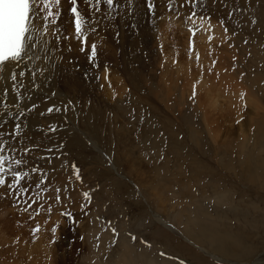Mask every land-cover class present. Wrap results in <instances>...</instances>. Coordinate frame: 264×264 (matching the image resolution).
Segmentation results:
<instances>
[{"label": "rangeland", "instance_id": "1", "mask_svg": "<svg viewBox=\"0 0 264 264\" xmlns=\"http://www.w3.org/2000/svg\"><path fill=\"white\" fill-rule=\"evenodd\" d=\"M257 2L114 0L113 6L102 3L95 11L96 0H89L88 8L85 0L77 1L87 26L95 28L87 33L86 46L75 38L74 26L71 30L60 16L56 30L69 39L55 40L54 45L68 52L69 57L58 50V58H67L71 66L75 87L71 100L81 101L85 90V111L75 106V116L72 110L70 115L50 116L30 112L36 122L34 131L25 124V141L7 134L10 146L3 149L10 158L7 163L22 160L18 168L31 178L26 175L12 188L0 186L3 195H16V188L25 189V180L34 177L39 190L34 206L28 202L3 206L0 264H84L93 253L112 264L121 255L123 239L156 264H264V10ZM192 13L196 15L188 19ZM162 17L168 23L163 30ZM204 22L212 29L215 24L220 35L199 38L196 32ZM159 36L166 41L159 44ZM93 43L97 54L90 59ZM189 54V62L193 60L186 65L188 70L182 62ZM125 68L139 73L141 81H131ZM100 71L106 73L105 93L110 99L102 91ZM205 86L210 88L207 94ZM212 95L219 97L211 107ZM116 99L126 101L131 110L115 112ZM228 100L241 109L231 105L226 111ZM75 117L84 122L89 139L70 128ZM187 118L197 132L194 142L188 136ZM65 168L68 176H56ZM12 170L17 165L9 170L7 184L12 182ZM50 173L54 184L66 190L56 191L60 204L50 199ZM65 212L71 216L62 215Z\"/></svg>", "mask_w": 264, "mask_h": 264}, {"label": "bare ground", "instance_id": "2", "mask_svg": "<svg viewBox=\"0 0 264 264\" xmlns=\"http://www.w3.org/2000/svg\"><path fill=\"white\" fill-rule=\"evenodd\" d=\"M78 2H82L83 0H77ZM163 0H157V4H161ZM208 2H210V0H208ZM259 3V9H263L264 10V0H258ZM80 4V3H79ZM78 5V3H77ZM70 2L69 0H61V6L59 8V11L61 12V15H64L63 18L67 21L68 25L70 26V29L72 30L71 27H73L74 25L70 22L72 20L71 16L72 14L69 12L70 10ZM257 6V5H256ZM82 7V6H81ZM89 7V2L88 3H85V8H88ZM213 7V6H212ZM56 10V9H54ZM64 13H63V12ZM80 11V10H79ZM71 14V15H70ZM163 15V14H162ZM168 16V15H166ZM165 16V17H166ZM163 19V22L164 21V18L162 17ZM195 20V18H193ZM166 20V19H165ZM170 20V19H169ZM200 20V19H198ZM192 21V20H191ZM175 22V21H174ZM187 22V21H186ZM193 22V21H192ZM198 21H196L197 23ZM202 22V21H201ZM167 21L165 23H161V29L162 28H165L166 27V24ZM188 23V22H187ZM203 23V22H202ZM168 24V23H167ZM192 25V24H191ZM190 25V27H191ZM194 25V24H193ZM197 25V24H196ZM264 25V24H263ZM182 26V25H181ZM180 26V27H181ZM87 24L85 25V28L87 29ZM178 27V26H177ZM184 27V26H183ZM183 27H182V30H183ZM198 27V26H197ZM186 28V27H184ZM181 29V28H180ZM193 29V28H192ZM195 29V28H194ZM163 30V29H162ZM181 30V31H182ZM186 32V30H184ZM188 31V29H187ZM74 32V30H73ZM184 32V33H185ZM161 33V32H160ZM182 33V34H184ZM220 29L214 24V29H212V27H210L207 23L204 22V24L202 25L201 27V30L196 32L197 36L200 35L199 38H202L203 40H207L209 39V37H214V36H218L220 35ZM225 33V32H224ZM75 34V33H74ZM163 33H161L162 35ZM188 35V34H187ZM166 37V36H164ZM179 37V36H178ZM182 37V36H181ZM185 40L183 41V45L185 47V45H187V40H188V36H185ZM180 38V37H179ZM47 39L49 40L51 46H52V52L49 54V58L48 59H33L31 61H28V60H25L21 63L20 67L16 68L15 70L17 72L19 71H24L26 74L29 72V70L33 71V72H36L37 75L35 77H29L28 75H26L25 77H20L19 78V81L17 82V87L15 89V92H10L9 95L7 96V99H5L3 96H0V113H4L5 111L7 112H10L11 113V116H8V117H5V121H0V123H3L4 124V127L3 128H0V131H3L5 133V135L0 138V144H2L3 146V149L7 146H10L9 145V142L7 140V134H8V138L9 139H12L9 137V133L13 132L14 130V125L16 123H20L22 125L21 127V130H20V134L18 136V139H19V142L21 143L22 141H25V138H23V134L25 132L26 127H25V124H29V129L31 130L34 123L36 122V117L35 115H31L30 112H34L35 114H40V113H48L46 111V109L48 107H52L53 105L59 109V111H53L51 113H48L47 115H56L58 113H65V114H68L70 115V112L72 110L73 112V116H75V111H76V107L75 106H80L81 107V111H85V97H84V92H81L80 94L82 95L81 97V101H78L79 102H76V101H72L71 100V97L69 96L73 91H75V87L74 85H72L71 83V80H72V77H73V74L71 73V66L69 65V62L67 60V58H64L62 59V61L58 58V56L60 54H57L58 50H61L62 53L65 52V54L69 57V55L67 54L68 52L66 50H64V48H57L56 44L54 45V38L52 36H48ZM51 39V40H50ZM115 40V39H114ZM125 40V39H124ZM129 40V39H128ZM181 40V39H180ZM52 41V42H51ZM158 43L160 44L161 42L163 41H166L163 36H159L158 38ZM171 41V40H170ZM175 41V40H174ZM174 41H171L173 42V46L174 44ZM89 42H92V41H89ZM113 42V41H112ZM123 42V41H121ZM125 42V41H124ZM180 42V41H178ZM177 42V44H178ZM77 43V42H76ZM112 44V43H111ZM120 44V43H119ZM61 45V44H60ZM205 45V44H204ZM62 46V45H61ZM127 46V45H126ZM176 46V44H175ZM178 46V45H177ZM206 46H207V42H206ZM63 47V46H62ZM83 47V46H82ZM114 47V46H112ZM167 47V46H166ZM172 47V46H171ZM204 47V46H203ZM80 49H81V44H80ZM173 49H175L173 47ZM172 49V50H173ZM186 49V47H185ZM117 50V49H116ZM171 50V51H172ZM188 50V49H186ZM257 50V49H256ZM85 53V52H83ZM87 53V52H86ZM36 55L38 56H41L43 57L44 56V52L42 50H37L36 52ZM78 55L79 57H83V54L80 53L78 51ZM90 55V54H89ZM194 55V54H193ZM110 56L112 57L113 60L117 59V56H115L114 52H110ZM190 56L191 54H189V56L186 57L185 59V62H182L183 64H185L184 66L187 68L188 66L190 67V65L186 66L188 63H192V60L191 62H189L190 60ZM261 57V56H260ZM192 58V56H191ZM262 58V57H261ZM122 60V59H121ZM262 60V59H261ZM61 61V62H60ZM118 61V59H117ZM122 61H126V60H122ZM121 61V62H122ZM165 63H167L165 61ZM164 63V64H165ZM120 64V63H119ZM101 65V64H100ZM116 65V64H115ZM167 65V64H166ZM165 65V66H166ZM102 69V68H101ZM126 71L128 72V75L130 77V80L133 81V80H138V83L139 81H141L140 79H142L139 75V73H134L132 72V70H127V68H125ZM188 70L190 68H187ZM137 75L139 76L140 79L137 78ZM100 85H102V91L105 93L106 90L105 88H108V84H107V87L105 86L106 83V73L105 71H100ZM194 79V77H193ZM192 79V80H193ZM107 82V81H106ZM137 82V81H136ZM199 82V81H198ZM205 82H207L205 80ZM10 83V81H5L3 83V87H7L8 84ZM142 83V82H140ZM200 83V82H199ZM23 84V87H21L20 85ZM84 86H85V82H83ZM146 84V82H145ZM93 85V84H92ZM137 85V84H136ZM140 85V84H139ZM144 85V84H143ZM148 85V84H146ZM207 86H210L209 83L207 84ZM207 86H205L204 88H207V92H210V88H208ZM58 87V88H57ZM143 88V86H141ZM141 88V89H142ZM136 89V87H135ZM144 89V88H143ZM149 89V87H148ZM167 89V88H166ZM214 89V88H213ZM216 89V88H215ZM227 89V88H226ZM54 90V91H53ZM111 90V89H110ZM154 90V89H153ZM149 91V90H148ZM229 91V90H228ZM21 93L24 97V99L22 100H19V99H15V94L16 93ZM112 92V91H110ZM108 92V93H110ZM142 92V90L140 91V93ZM145 92V91H144ZM205 93V92H204ZM220 93V92H219ZM77 94V93H76ZM143 95V94H142ZM140 95V97L142 96ZM211 95V94H210ZM216 95H217V92H216ZM72 96V94H71ZM105 96H107L109 99L111 98V94H107L105 93ZM73 97V96H72ZM76 97V96H75ZM147 96H145L146 98ZM151 98V96H148ZM219 97V95H218ZM218 97H216L215 95H212V100H210V106H215L217 100H218ZM82 98H84L82 100ZM144 98V99H145ZM74 99V98H72ZM76 99V98H75ZM74 99V100H75ZM180 99V98H179ZM149 100V98H148ZM151 100V99H150ZM114 104H113V109L114 111H118L119 110H125V111H129L131 110V107L132 106H128L127 105V102L126 101H121V102H118V100H114ZM120 101V100H119ZM229 103L227 104L228 107H224L226 108V111L229 107H231V105H234L236 106V108L239 110L241 109V107L239 106V104L236 102V104L231 103L230 100H228ZM232 101V100H231ZM71 102V103H70ZM182 103V102H181ZM225 103V102H223ZM19 105V107H16L15 105ZM33 104L36 105V108L33 109ZM5 105H8L7 109L5 108ZM102 105V104H101ZM221 106V105H220ZM223 106V105H222ZM221 106V107H222ZM94 107V106H93ZM102 108H104V106H101ZM127 107V108H126ZM140 107V106H138ZM233 107V106H232ZM231 107V108H232ZM101 108V109H102ZM223 108V107H222ZM229 108V109H231ZM105 109V108H104ZM108 109V107H107ZM209 109V108H208ZM214 109V108H213ZM30 110V111H29ZM75 110V111H74ZM232 110V109H231ZM21 111H24L25 112V116H19V112ZM67 111V112H66ZM93 111V109L91 110ZM115 111V112H116ZM87 113V112H86ZM104 113V111L102 112ZM114 114V112H113ZM120 114V113H119ZM123 116H125L124 119H126L127 121L129 120V117L126 115H124V113H121ZM67 115L66 119L69 121V116ZM100 118L102 119H105L104 118V114H98ZM97 115V116H98ZM118 115V114H117ZM121 116V115H120ZM204 116V115H203ZM64 117V116H63ZM96 117V116H95ZM118 117V116H117ZM186 117V116H185ZM206 117V116H205ZM71 118V117H70ZM98 118V117H97ZM101 119V120H102ZM188 119V118H187ZM52 120L54 121V119L52 118ZM118 120V118H117ZM50 119L49 118H46L45 119V122H49ZM72 121V125L70 128L71 129H74V130H77L79 131L83 136H86L87 134H85V131L83 130V127H84V122L79 118V117H75L73 119H71ZM98 121V120H97ZM103 121V120H102ZM186 121V124L188 125V130L189 131V138L191 140L196 141V137H197V132L194 133V126L191 125L190 122V119L188 120H185ZM96 122V121H95ZM118 122V121H117ZM100 123V122H98ZM129 123V122H128ZM127 124V123H126ZM194 124V123H193ZM63 126V125H62ZM123 128V126H121ZM127 128V126H126ZM185 128V129H186ZM54 129V128H53ZM125 129V128H123ZM59 130V129H57ZM196 130V129H195ZM32 131H34L32 129ZM53 131V130H52ZM62 131V130H60ZM28 132V131H27ZM61 133V132H60ZM64 133V132H63ZM263 133V132H262ZM175 134V133H174ZM38 135V134H37ZM63 134L60 135V137L62 136ZM56 136V135H55ZM175 136V135H174ZM57 137V136H56ZM87 137V136H86ZM16 139V138H15ZM35 139V138H34ZM87 139H89L87 137ZM27 140V139H26ZM31 140V139H30ZM58 140V139H57ZM62 140H65V137H63L61 139ZM59 141V140H58ZM90 141V140H89ZM8 142V143H7ZM30 142V141H29ZM60 142V141H59ZM26 143V142H25ZM19 144V143H18ZM38 144V141L37 143L33 142L32 145L33 146H37ZM27 146H31L29 144L26 143ZM242 145H243V141H242ZM96 149L98 150H101L100 148H98L96 145H94ZM12 147L14 148V146L12 145ZM244 147V146H243ZM8 148V147H7ZM140 149V148H139ZM5 153V150H2L0 151V155H3V156H6L4 154ZM66 156V155H65ZM119 156V155H118ZM67 158V157H65ZM8 164V163H6ZM52 168V166H51ZM53 169H56L55 167ZM7 171V169H6ZM6 171L3 173V175L6 173ZM51 171V170H49ZM48 172V171H47ZM32 174V173H31ZM34 174V173H33ZM36 175V174H35ZM28 178H31V175H27ZM33 176V175H32ZM56 176H60L59 178L63 177V176H68V172H67V169L65 168L63 173H59V175H56ZM9 177V175H8ZM7 179V176L5 177ZM52 178V174L50 173L49 176H48V188L50 187H53L52 191L53 193L50 195V199L51 200H54L55 202H57V204H60L62 203V198L57 200L56 197V191L57 189H59L61 192L62 191H66L64 190L61 186H58V185H55L54 182H56L54 179H51ZM7 181V180H6ZM58 181V180H57ZM60 181V180H59ZM63 181V180H62ZM22 182H24L22 180ZM66 182V180H65ZM12 183L11 181L8 180V184ZM154 181H152V185H153ZM25 184L24 187L25 189H27V191H22V189L20 188H16L17 189V192H16V195H13L12 197L9 196L8 194L6 195H3L4 194V190L3 188L0 187V214L2 213V209H3V206L7 203H12V202H15L17 204H21L22 202H28V203H32L35 204V202L37 201V198H38V191L39 190L38 188V177H34L32 180L29 181L28 180H25ZM67 184V183H66ZM161 184V183H160ZM156 185V184H155ZM23 187V188H24ZM149 187V186H148ZM6 188V187H5ZM7 189V188H6ZM41 189V187H40ZM165 189V188H164ZM168 189V188H167ZM170 189V188H169ZM8 190V189H7ZM41 191V190H40ZM39 191V192H40ZM46 191V190H45ZM48 193V192H47ZM176 194V193H174ZM60 195V194H59ZM67 197V196H66ZM71 197V196H70ZM161 196L157 197V201L161 200L160 198ZM193 197V196H192ZM175 199V198H174ZM176 200V199H175ZM55 202H51L52 204L56 205ZM195 202V201H194ZM197 202V201H196ZM198 203V202H197ZM196 203V204H197ZM50 204V203H49ZM200 204V203H199ZM31 205V206H32ZM65 205V204H64ZM34 206V205H33ZM199 206V205H198ZM58 207V206H57ZM155 214V213H154ZM177 214H178V211H177ZM155 218V220H158L160 223H163V220H161L162 218H160V216L158 215H154L153 216ZM56 218V217H55ZM157 221V222H158ZM165 223V222H164ZM163 225V224H162ZM167 225V224H166ZM168 226V225H167ZM101 232V231H99ZM108 237L106 235H104L102 237V241H103V245L106 246V241H107ZM186 240H188V242H193L192 240H190L189 237H185ZM121 247L123 249H121V255H119V253L117 254V257L116 259L113 261L112 264H156L155 263V260L149 258V255L147 256L146 254L142 253V251H139L137 249H132L131 245L125 240L123 239L122 240V243L120 244ZM198 246V245H197ZM200 250H203L204 253L208 254L209 256H211L214 260L220 262V263H223L224 261L218 257H216L214 254L212 253H209L207 250H205L204 248H201L200 246H198ZM126 250V251H125ZM2 253V252H0ZM129 255H130V259H129ZM84 257V256H83ZM112 257V256H111ZM89 262H84V264H106L105 261L99 259L96 254L93 253V256L90 255L87 257ZM258 258V257H257ZM85 259V257H84ZM140 260V262L138 263V261ZM263 260V259H262ZM161 261V260H160ZM164 262V261H163ZM158 264V263H157ZM165 264V263H164ZM248 264V263H247ZM252 264V263H251Z\"/></svg>", "mask_w": 264, "mask_h": 264}, {"label": "snow or ice", "instance_id": "3", "mask_svg": "<svg viewBox=\"0 0 264 264\" xmlns=\"http://www.w3.org/2000/svg\"><path fill=\"white\" fill-rule=\"evenodd\" d=\"M88 2L89 0H85V3ZM188 2L191 3V0H188ZM102 3L111 7L114 4V0H96V4L93 6L95 11H99L98 6ZM70 4V12L73 17L70 22L74 25L75 38L82 45L86 46L88 40L87 33L89 31H95V28L91 24L88 25L87 29L85 28L86 21L82 13L78 10L77 0H70ZM60 6L61 0H0V96L7 99L10 92H15L20 77H25L26 75L35 77L37 75L36 72L31 70L26 74L22 70L17 72L15 69L20 67L21 63L25 60L48 59L49 54L52 52V46L47 39L48 36H52L56 41L69 39L67 36L62 37L59 31L56 30L57 20L61 16V12L59 11ZM148 7L152 9L153 4L149 2ZM168 7H172L171 2H169ZM54 9L56 10L54 11ZM195 15L196 13H192V16L188 17V19H192ZM224 30L227 31L228 29L225 28ZM190 31L195 35V29H190ZM211 39L212 37L210 36L209 40ZM38 49L44 52L43 57L36 55ZM84 50V47H82L81 51ZM90 51L91 55L89 58L91 59L97 54V46L95 43L91 44ZM197 60H199V55H197ZM5 81H10L7 87L2 86ZM20 86L23 87V84ZM15 99L22 100L24 97L21 93L17 92ZM15 106L19 107L18 104ZM7 107L8 105H5L6 109ZM35 108L36 105L33 104V109ZM46 111L51 113L53 111H59V109L53 105L52 107H48ZM40 114L43 115V113ZM8 116H11L10 112L5 111L4 113H0V121L6 122L5 117ZM19 116H25V112H19ZM3 127L4 124L0 123V128ZM21 127L22 125L20 123H16L13 132L9 133V137H18ZM50 130L54 131L55 129ZM4 135L5 133L0 131V138ZM2 150L3 146L0 144V151ZM25 151L30 150L26 149ZM9 159V157L0 155V186L12 188L18 186L27 174H22L18 170H12V183L7 184L3 173L6 171L5 165ZM12 163L20 165L23 161L17 159L12 161ZM7 169L11 170L10 163L7 164ZM33 171H37V169H33ZM77 178H79L78 174ZM22 191H27V189H22ZM57 191L60 190L57 189ZM84 196L91 202V198L87 192L84 193ZM56 199L59 200L60 197L57 196ZM48 211H51V208ZM62 215L71 216V213L65 212ZM35 230L38 231V227Z\"/></svg>", "mask_w": 264, "mask_h": 264}]
</instances>
